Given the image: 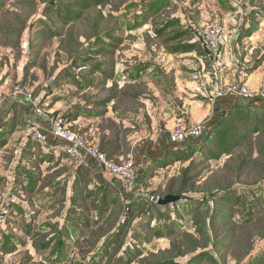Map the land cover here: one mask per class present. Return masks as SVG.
I'll use <instances>...</instances> for the list:
<instances>
[{
    "label": "rangeland",
    "instance_id": "374dc122",
    "mask_svg": "<svg viewBox=\"0 0 264 264\" xmlns=\"http://www.w3.org/2000/svg\"><path fill=\"white\" fill-rule=\"evenodd\" d=\"M60 1L0 0L2 82L31 95L41 110L65 123L75 118L69 128L98 148L102 145L116 165L133 162L136 167L138 145L177 125L210 119L206 107L215 110L218 95L224 99L229 89L243 85L235 84L240 70L248 71L255 88L264 83V0H109L68 25L55 15ZM166 21L179 25L156 35ZM247 24L256 29L250 37L245 36ZM188 28L194 41L203 44L201 56L170 53L181 42L170 41L174 31ZM107 36L122 43L106 48L108 54L93 50L104 49L96 45ZM263 112L259 109L257 117ZM22 115L23 107L16 105L15 134L6 139L5 149L0 145L1 177L14 157L19 163L9 183L0 179V192L8 184L16 196L12 222L0 230V264H251L264 257V208L248 218L257 212L251 210V195L264 191V134H249L231 156L208 161L182 152L147 169L142 185L149 196L184 187L186 197L176 213L159 221L151 217V232L138 225L148 222L146 207L154 210L156 205L148 206L140 197L124 203L110 191L104 201L103 191L95 187H87L93 195L86 197L83 188L91 176L76 171L65 155L44 150L31 136L22 147L28 127ZM77 179L80 201L71 206V183ZM218 194L242 198L231 206L230 217L217 216L207 225L206 234L212 228L208 241L195 222L209 216L205 205L210 200L214 211L229 207L216 201ZM78 219L88 223L82 233L73 225ZM165 228L175 235L170 237ZM144 237L150 238L144 242ZM134 249L140 257L131 254ZM181 253L187 255L175 257ZM202 253V259H195Z\"/></svg>",
    "mask_w": 264,
    "mask_h": 264
},
{
    "label": "trees",
    "instance_id": "16d2710c",
    "mask_svg": "<svg viewBox=\"0 0 264 264\" xmlns=\"http://www.w3.org/2000/svg\"><path fill=\"white\" fill-rule=\"evenodd\" d=\"M109 4V0H61L60 2H58V6L55 8V15L57 16V18L59 19L60 23L63 25H68L71 24L73 22H78L83 14L92 9V8H97V7H105ZM174 25H179L178 21H166L163 24V29H159L156 31V35H160L162 33L163 30H165V28H169V27H173ZM247 27H245L244 29L245 31V36L246 37H250L255 31L256 29L253 28L251 25H246ZM191 28L188 29H180V30H175L172 37L170 38L171 42H174L176 40H180L181 42L179 43H175L174 45H172L171 49H170V53L172 54H190V53H197V55L201 56L200 53V49L203 46V44H200L198 40L193 39V33L191 31ZM45 32L48 34V31L45 30ZM51 33H49L50 35ZM122 43V40L119 39L118 37L115 39L112 36H107V39H105L104 41H99V43L96 45V48H104V49H93L96 50L97 53H101V54H108L110 51H107L106 48H115V46L119 45ZM201 46V47H200ZM248 72V71H247ZM233 108L232 111L227 112V113H223L220 114L217 119H216V123L213 124L211 127H209V129L206 131V134L204 135V137L195 144H191L188 145L185 149L180 150V151H176V152H170L165 158L166 159H171L172 157H174L176 154L177 156H179L180 154H182V152H188L191 154H198L200 156H202L205 160H217L219 159L222 155H226V156H231V151L232 148L235 146H238L240 143H243L249 134H264V112L261 115V117H257V112L259 109H264V107L261 106H238V107H231ZM73 118V117H72ZM75 118L73 119H68L66 122L67 124H69L71 121H74ZM7 129L5 130L4 133H2L1 137H0V145L6 144L7 141H9V137H11V135H13L14 131L16 130L17 127V123L14 120V117L11 116L9 122L7 123ZM7 139V141H6ZM101 152H103L106 156V158L111 161V159L108 157L109 154L105 153L103 151L104 147L101 145L100 148H98ZM59 155H63L62 153H60ZM191 157V155H189ZM76 171L80 169V171H83L85 174H89L91 176V181H87L84 185V194L86 197H91L93 195L92 192H90L88 190L95 187L99 190H102V198L105 201V199L109 200L108 198H106V192L110 191L112 194H115L113 191H111L108 187L99 184L95 177L94 174L92 173V171H90V169L85 168L84 166H77L75 167ZM148 175H144L142 177V179L139 180V188L141 190H143L144 192H146L143 188V180L145 177H147ZM1 179V178H0ZM73 183H71L73 191H74V195L71 198V206H75L80 199L76 198L75 196V192L78 191V187H79V179L72 181ZM90 182V183H89ZM88 187V188H87ZM183 188L181 187L179 189H177V191H172L169 190L165 195L159 197V199L163 198L166 195H182L183 193ZM219 197H217L216 201H223V203L228 204L229 207L227 208H221L220 210H213L214 207H210V202L214 203V199L210 200L206 203L205 208L207 210L210 211L209 216L204 217L203 219L201 218V220H198L195 222L196 224V228L198 230V232H200L199 230L201 229L203 232H205V237L206 239L209 241L212 237V228L210 227L209 231L206 234V230H207V225H209L210 222H213L215 220V218L217 216H220L221 218H225V217H230V215L233 213V209H232V205L234 204H238L240 202V199L242 197L240 196H233L231 197L230 194H218ZM105 198V199H104ZM115 198H119L122 202H126L124 200H122L118 195L115 194ZM111 199V202L114 203L116 202L115 200L117 199ZM186 200V199H185ZM145 202H148V206H152V205H156L158 209H150L149 207H146L145 209V215L148 218V222L144 223L139 221V227L140 228H145L148 229L152 232L151 230V223H150V218L153 217L155 218V220L159 221L160 217L166 216L168 215H172L173 213H176V211L174 210L176 205L178 204V202H181L183 200H180L178 202L169 204V205H164V206H160L158 205V203H151L147 200L144 199ZM194 206H199V203H197L196 201L192 202ZM251 210H257V212H252V214L250 213L249 215V219L253 218L254 216L257 215L258 213V208H264V191L262 190V188L259 190L258 193L253 192V194L251 195ZM192 206V205H191ZM200 207V206H199ZM198 207V208H199ZM211 208V209H210ZM171 210V211H169ZM156 211H159L160 213L154 217V213ZM128 212V210H127ZM11 214L10 213V218H11ZM177 218V217H176ZM9 219L8 223L10 224V222H12V220ZM69 221V220H68ZM74 228H76L77 231H80V233H82L84 231V229L88 228V223L87 221H81L80 219H78V221H76L75 223H73ZM8 226H6L7 228ZM200 228V229H198ZM1 231H3L4 229H0ZM165 231L167 232V234L170 237H173L175 235V232L173 231L172 228H165ZM66 236H68V233L66 230L63 231ZM158 231H154V235L153 236H158ZM25 234L26 236H30V232L28 229H25ZM264 237V236H263ZM262 237V238H263ZM150 237H144L142 238L144 240V242H147L149 240ZM264 239V238H263ZM47 244H45L42 249L45 250L47 249ZM198 248L195 247L193 249V252H195ZM192 252V253H193ZM127 254H130V251H127ZM131 254L135 257H140L141 254L138 252L137 249H134ZM187 253H181V254H177L175 255V257H183L186 256ZM203 253L202 255H197L195 257V259L199 260L203 258ZM206 256V255H205ZM258 256V255H257ZM256 256V257H257ZM205 258V257H204ZM208 258H211L208 256ZM194 259V260H195ZM258 260L255 261L252 260L251 264H257V263H263L264 261V257L259 256L257 258ZM152 264H177L173 261L171 262H166V261H158V262H153ZM215 264V263H214Z\"/></svg>",
    "mask_w": 264,
    "mask_h": 264
},
{
    "label": "built area",
    "instance_id": "2783aa9c",
    "mask_svg": "<svg viewBox=\"0 0 264 264\" xmlns=\"http://www.w3.org/2000/svg\"><path fill=\"white\" fill-rule=\"evenodd\" d=\"M12 94L31 105L36 115L42 117L45 115L49 125L48 128L43 129L40 124L28 122V127L25 129V137L31 136L43 148H49V140L53 139L55 141V144L51 148L53 154L62 153L72 161L75 167L85 166L86 159H89L99 169L100 177L119 180L123 184L124 189L132 197H140L151 203L159 201V197L154 198L153 196H149L147 192L139 188V183L137 185L139 181L138 173L133 162L116 165L112 161H109L97 146L89 143L79 133L71 130L68 124L59 116H53L52 113L41 110L38 102L33 101L31 95L22 93L20 88H15ZM227 94L228 97L235 99L232 104L244 102L248 105L250 103H258L264 106V83H260L254 89H249L245 85L238 86L237 88L229 89ZM220 97L218 95V98ZM206 131L203 123H192L186 126L177 125L168 133L167 139L169 144L178 148L184 144L187 146L198 143L204 137ZM7 186L0 192V229L6 228L10 219L12 204L16 202V196ZM210 207H212V202H210Z\"/></svg>",
    "mask_w": 264,
    "mask_h": 264
},
{
    "label": "crops",
    "instance_id": "0c3cea01",
    "mask_svg": "<svg viewBox=\"0 0 264 264\" xmlns=\"http://www.w3.org/2000/svg\"><path fill=\"white\" fill-rule=\"evenodd\" d=\"M150 70V69H149ZM5 76L4 73L0 74V100H1V106H0V137L2 135V133L5 131L7 123L9 122L12 114H13V110L14 107L16 105H20L23 107V121L28 124V122H33V123H37L40 124L41 127L43 129L48 128V122L45 118V115L42 116H38L35 114L33 107H31V105H29L28 103L24 102L20 97L13 95V88L9 87L6 88L7 85V80L2 82L3 77ZM237 81L235 84L240 85L243 84L245 86H249L251 89L255 88L256 85H254L255 81H250L249 77H248V72L246 74H242V70H240L237 73ZM16 88V87H15ZM14 88V89H15ZM233 98L231 97H226L224 99L221 98H217L215 100L216 102V106L214 107L215 110H212L211 106H207L206 107V112H210L212 116H210V119L204 120L202 123L204 124V126L206 127V130L209 129V127H211L213 124L216 123V119L220 114L225 113L226 111H228V108H230L231 105H237V106H261L264 107L261 104L258 103H250L245 104L244 102L239 103V104H232L233 103ZM45 112V111H44ZM220 112V113H219ZM48 113H52V112H48ZM174 119V118H173ZM173 119H169L167 127L169 128V124H170V120ZM70 124H68L69 126ZM26 129V128H25ZM173 129H167V131H165L164 133H160L159 136L157 137H152L148 140H146L145 142H143L141 145H138L134 151V161L136 164V171L138 173V179H142V177L146 174V170L151 168L154 169L155 166L158 165V163L156 162H161L162 160H164V158L170 153V152H176V151H180L185 149L187 146L182 145L180 147H173L171 144H169V141L167 139L168 133L170 131H172ZM15 133H13L14 136ZM10 141V140H9ZM8 141V142H9ZM22 144L21 146H24V142H26V138H25V131H24V135L22 137ZM55 144V141H53V139L49 140V148H43L46 151H50L51 153L52 150V145ZM7 144H3L2 145V149H5ZM15 155L20 156L19 150H17L15 152ZM57 155V154H56ZM146 161V163L144 162ZM17 162V163H15ZM18 159L17 157H14V161L10 164L9 166V170L6 172L5 175H3V177L0 176V178H5L6 182L9 183L10 182V178L12 176V169L14 168V166H18ZM85 168L90 169V171H92V173L94 174V177L96 179V181L101 184L104 185L106 187H108L111 191H113L116 195H118L122 200H128V199H132L131 195L124 189L123 184L119 181V180H113V179H107V177H100V172L99 169L94 165V163L89 160L86 159L85 162ZM9 175V176H8ZM8 188H10L9 186H7Z\"/></svg>",
    "mask_w": 264,
    "mask_h": 264
},
{
    "label": "water",
    "instance_id": "95a60500",
    "mask_svg": "<svg viewBox=\"0 0 264 264\" xmlns=\"http://www.w3.org/2000/svg\"><path fill=\"white\" fill-rule=\"evenodd\" d=\"M186 197L184 195H166L163 198L159 199L157 202L158 205L164 206V205H169L175 202H178L180 200H185Z\"/></svg>",
    "mask_w": 264,
    "mask_h": 264
}]
</instances>
